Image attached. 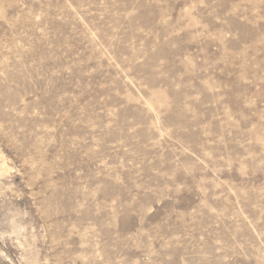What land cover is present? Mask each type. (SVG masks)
Returning a JSON list of instances; mask_svg holds the SVG:
<instances>
[{"label":"rangeland","instance_id":"1","mask_svg":"<svg viewBox=\"0 0 264 264\" xmlns=\"http://www.w3.org/2000/svg\"><path fill=\"white\" fill-rule=\"evenodd\" d=\"M0 264H264V0H0Z\"/></svg>","mask_w":264,"mask_h":264}]
</instances>
